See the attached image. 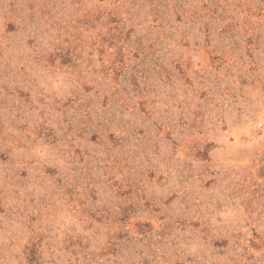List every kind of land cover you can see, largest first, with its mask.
Listing matches in <instances>:
<instances>
[{
    "label": "rangeland",
    "instance_id": "obj_1",
    "mask_svg": "<svg viewBox=\"0 0 264 264\" xmlns=\"http://www.w3.org/2000/svg\"><path fill=\"white\" fill-rule=\"evenodd\" d=\"M0 264H264V0H0Z\"/></svg>",
    "mask_w": 264,
    "mask_h": 264
}]
</instances>
